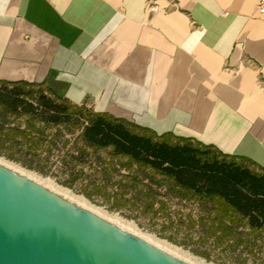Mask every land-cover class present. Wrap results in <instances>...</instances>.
<instances>
[{
	"label": "crops",
	"instance_id": "1",
	"mask_svg": "<svg viewBox=\"0 0 264 264\" xmlns=\"http://www.w3.org/2000/svg\"><path fill=\"white\" fill-rule=\"evenodd\" d=\"M257 2L0 0V89L46 85L73 107L264 169Z\"/></svg>",
	"mask_w": 264,
	"mask_h": 264
},
{
	"label": "trees",
	"instance_id": "2",
	"mask_svg": "<svg viewBox=\"0 0 264 264\" xmlns=\"http://www.w3.org/2000/svg\"><path fill=\"white\" fill-rule=\"evenodd\" d=\"M5 85V84H2ZM42 85L14 84L10 90H0V106L3 122H0V155L18 162L23 167L42 173L34 159L36 150L43 143V132L30 123L27 129L10 127L6 115L28 116L33 122L46 126L80 125L81 139L91 148L110 149L111 154L126 157L131 163L143 168V178L151 185L161 187L165 184L148 175L149 169L170 182L166 194L179 200L194 198L204 211V217L195 222L190 216L187 221L192 226L199 225L206 239L214 238L223 245L232 240L233 250L243 244L239 233L264 238V169L257 167L246 158L225 156L211 146L201 145L189 139H173L171 136H155L153 133L137 128L124 120L106 114L93 113L82 107H73L59 94L50 91L60 104L56 110L49 106L32 103L30 91ZM76 110V116L67 110ZM85 114L81 122V116ZM24 144L32 150V156L20 162L12 152L13 147ZM49 151V149H47ZM84 157V153H79ZM90 199L91 195L86 194ZM115 208L121 206L118 200ZM205 260V254H199Z\"/></svg>",
	"mask_w": 264,
	"mask_h": 264
},
{
	"label": "rangeland",
	"instance_id": "3",
	"mask_svg": "<svg viewBox=\"0 0 264 264\" xmlns=\"http://www.w3.org/2000/svg\"><path fill=\"white\" fill-rule=\"evenodd\" d=\"M30 91L34 96L31 101L34 104L51 105L49 108L52 111L60 104L46 85L33 87ZM67 112L79 115L73 109ZM84 118L85 114L81 116V122ZM5 119L8 121L6 125L12 124L13 127L25 129L30 123H36V128L43 132V143L34 156L36 160L40 158L34 164L38 163L42 173L29 170L3 155H0L1 158L43 178L51 179L74 194L84 197L91 204L134 223L141 232L167 241L207 264H264L263 237H253L247 231H242L239 237L243 239V244L236 250L230 247L232 240L223 245L218 244L214 238L207 240L199 225L192 226L187 221V216L195 222L204 217L202 207L194 198L188 201L174 198L165 191L170 182L159 174L145 170L159 183L165 184L161 187L151 185L144 179L143 168L131 163L128 158L114 156L110 149L86 146L80 137V125L46 126L40 122H32L24 115H6ZM3 120L0 116V122ZM20 144L10 152L23 162L33 152ZM81 152L84 157L79 156ZM86 194H90L91 198H86ZM115 200L120 202L119 208H115ZM199 254H205L208 260Z\"/></svg>",
	"mask_w": 264,
	"mask_h": 264
},
{
	"label": "water",
	"instance_id": "4",
	"mask_svg": "<svg viewBox=\"0 0 264 264\" xmlns=\"http://www.w3.org/2000/svg\"><path fill=\"white\" fill-rule=\"evenodd\" d=\"M0 264H185L0 165Z\"/></svg>",
	"mask_w": 264,
	"mask_h": 264
},
{
	"label": "bare ground",
	"instance_id": "5",
	"mask_svg": "<svg viewBox=\"0 0 264 264\" xmlns=\"http://www.w3.org/2000/svg\"><path fill=\"white\" fill-rule=\"evenodd\" d=\"M0 165L14 172L15 174L22 176L40 185L41 187L45 188L49 192L57 195L61 199L75 205L76 207L86 210L90 212L91 214L116 226L117 228L142 239L143 241L149 243L150 245L154 246L158 250L172 256L173 258L185 264H207L204 260L197 258L193 256L192 254L184 252L180 248L173 246L167 241L161 240L153 235H149V234H145L141 232L134 223L128 220H125L117 215L110 214L106 210L91 204L84 197L74 194L69 189L56 184L51 179L43 178L1 157H0Z\"/></svg>",
	"mask_w": 264,
	"mask_h": 264
},
{
	"label": "built area",
	"instance_id": "6",
	"mask_svg": "<svg viewBox=\"0 0 264 264\" xmlns=\"http://www.w3.org/2000/svg\"><path fill=\"white\" fill-rule=\"evenodd\" d=\"M257 9L259 13L264 16V0H258Z\"/></svg>",
	"mask_w": 264,
	"mask_h": 264
}]
</instances>
